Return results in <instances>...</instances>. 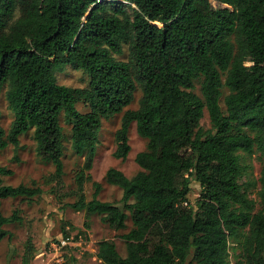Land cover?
<instances>
[{"label": "trees", "instance_id": "obj_1", "mask_svg": "<svg viewBox=\"0 0 264 264\" xmlns=\"http://www.w3.org/2000/svg\"><path fill=\"white\" fill-rule=\"evenodd\" d=\"M125 44L130 58L117 60ZM67 66L86 73L88 87L60 84L57 73ZM138 87L139 107L125 110ZM4 89L14 120L8 131L0 122V151L12 144L17 152L20 136L34 129L38 155L54 165L57 194L64 114L72 149L85 157L70 206L116 230L131 219L121 236L127 255L104 239L97 252L103 264H186L191 254L189 264H230V239L242 232L237 264H264V168L259 202L252 183L241 182L248 168L242 153L264 154V0H0V95ZM121 113L113 156L127 160L135 124L147 140L135 157L141 170L128 177L109 169L107 183L123 190L121 200H100L94 182L87 201L103 121ZM12 174L0 166V242L11 238L6 225L21 221L17 212L3 214V201L43 194L34 181L6 185L3 177ZM192 181L200 185L195 205Z\"/></svg>", "mask_w": 264, "mask_h": 264}, {"label": "rangeland", "instance_id": "obj_2", "mask_svg": "<svg viewBox=\"0 0 264 264\" xmlns=\"http://www.w3.org/2000/svg\"><path fill=\"white\" fill-rule=\"evenodd\" d=\"M214 6L218 4L213 2ZM117 60L128 61L130 50L128 45L123 46V52L115 55ZM58 82L62 85L76 88H86L90 82L89 76L81 70L67 66L57 73ZM201 82H196V92L200 94ZM228 90L224 89L221 99L223 109H226L224 97ZM142 91L138 87L133 103L125 108L137 109ZM80 112L89 109L84 102L77 104ZM123 113L117 114L103 121L99 134V144L92 169L87 172L91 180L85 184L86 200L90 201L94 193L93 183L101 184L99 195L104 202H119L123 191L118 186L110 185L106 180V173L111 168L124 172L128 177L135 176L141 169L135 161L137 153L147 147V140L140 137L136 125L132 124L129 131L131 152L126 161L114 158L113 153L117 143L115 133L120 128ZM14 120V113L9 108L6 99V89L0 95V122L8 131ZM60 124L64 131V185L56 194L53 191L55 182L52 176L55 172L51 161L44 160L37 153V142L34 129L20 136V148L15 152L12 144L0 151V166L13 171L12 175L4 176L6 185L18 186L20 184L36 185L43 190V194L34 198L19 197L3 201L2 211L5 216L17 212L21 217L20 222L8 224L5 229L11 234L0 242V264H103L97 257L98 244L104 239L113 240L121 256L127 255V246L121 238L132 228V222L127 220V228L116 230L102 221L99 215H90L85 211H77L70 204L77 201V197L69 195L76 189V175L84 165L85 157L78 156L72 149L71 136L72 124L64 114L60 117ZM202 125L209 129L211 123L206 111ZM243 162L248 167L246 174L241 179L242 183L250 182V196L259 202L257 191L260 189V177L264 168V154L257 151L253 155L242 153ZM16 156V158H15ZM200 185L196 181L191 183V192L188 200L195 205L199 198ZM67 194V195H66ZM260 206H257L259 209ZM85 224H89V227ZM63 231L69 238H65ZM246 232L240 233L236 238L230 239V264H237L240 259L242 244ZM192 260V254L186 264Z\"/></svg>", "mask_w": 264, "mask_h": 264}, {"label": "built area", "instance_id": "obj_3", "mask_svg": "<svg viewBox=\"0 0 264 264\" xmlns=\"http://www.w3.org/2000/svg\"><path fill=\"white\" fill-rule=\"evenodd\" d=\"M187 205V203H185Z\"/></svg>", "mask_w": 264, "mask_h": 264}, {"label": "crops", "instance_id": "obj_4", "mask_svg": "<svg viewBox=\"0 0 264 264\" xmlns=\"http://www.w3.org/2000/svg\"><path fill=\"white\" fill-rule=\"evenodd\" d=\"M123 191V190H122Z\"/></svg>", "mask_w": 264, "mask_h": 264}]
</instances>
